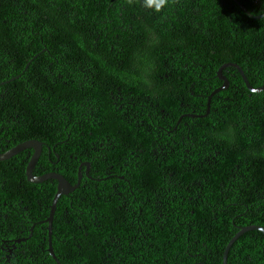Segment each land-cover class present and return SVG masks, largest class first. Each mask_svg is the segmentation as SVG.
Listing matches in <instances>:
<instances>
[{"label": "trees", "instance_id": "trees-1", "mask_svg": "<svg viewBox=\"0 0 264 264\" xmlns=\"http://www.w3.org/2000/svg\"><path fill=\"white\" fill-rule=\"evenodd\" d=\"M238 1L264 13V0ZM150 32L160 43L146 90L132 65ZM226 62L252 87L264 83V15L233 0H167L156 11L143 0H0V148L55 146L72 184L71 154L83 150L93 178L110 166L137 185L118 191L82 175L60 195L51 223L60 264H221L238 227H264V90L228 65L229 84L206 112ZM226 127L235 142L213 135ZM25 153L0 160V246L28 236L8 258L0 249V264H56L44 221L56 181H29ZM226 264H264V235L242 233Z\"/></svg>", "mask_w": 264, "mask_h": 264}, {"label": "water", "instance_id": "water-1", "mask_svg": "<svg viewBox=\"0 0 264 264\" xmlns=\"http://www.w3.org/2000/svg\"><path fill=\"white\" fill-rule=\"evenodd\" d=\"M237 5H239L241 7V9L243 11H245V13L253 18H259L262 17L264 15V13L259 14V15H253L251 14L244 5H242L238 0H233ZM228 65H232L234 66L240 76L242 77L246 87L251 90V91H261L264 90V83L260 86L257 87H252L248 81L246 76L244 75L242 69L239 67L238 64L236 63H232V62H226L221 64L218 69H217V77L221 80V84L216 87L215 89H213L210 94L207 96V102H206V112H208L209 110V101H210V97L217 91L224 89L227 87L228 84V79L222 74V69ZM12 79V78H11ZM206 112L204 114H206ZM40 148H41V142L36 140V139H29L23 142H20L19 144L3 151L0 152V160H5L9 157H11L12 155L18 153L19 151L22 150H26V149H34L33 153L30 154V158L29 161L27 162V165L25 167V173L27 176V179L29 181L32 182H40L43 181L45 179L48 178H52L56 181V191L53 195L51 204H50V211L48 213V215L46 216V218L44 219L45 222H47V226H46V230H47V251L50 254V256L55 260L56 264H60V262L58 261L57 257L54 254V251L52 249V245H51V223H52V216L55 210V206L57 203L58 198L60 197L61 194H67L68 192L72 191L73 189H75L80 181V176L81 173L80 171L78 172V177L77 180L74 184H71L70 182H68L64 176L58 172H48V173H44L42 175H34L33 173H31V169L34 166L36 160L39 157V153H40ZM262 148L264 150V142L262 144ZM249 230H258L260 231L263 235H264V227L260 226V225H256V224H249V225H245V226H240L238 227V230L233 234V236H231V238H229V240L226 242L224 249H223V253H222V258H221V264H226V259H227V253L228 250L230 248V246L232 245V243L244 232L249 231ZM30 231H32V226L30 227ZM31 235V232L29 234V236ZM26 238H21V239H17L16 241H21V240H25Z\"/></svg>", "mask_w": 264, "mask_h": 264}, {"label": "flooded vegetation", "instance_id": "flooded-vegetation-1", "mask_svg": "<svg viewBox=\"0 0 264 264\" xmlns=\"http://www.w3.org/2000/svg\"><path fill=\"white\" fill-rule=\"evenodd\" d=\"M229 66H232V65H229ZM77 75L80 76L78 73H77ZM228 84H229V81H228ZM228 84H227V86H228ZM175 137H176V134H175L174 128H172V129L169 130V138H170L171 143L172 142H175ZM1 140H2V138L0 137V141ZM26 140H29V139H26ZM26 140H24V141H26ZM6 141L8 142L9 140H6ZM19 143L20 142H18L17 144H19ZM17 144H15V145H17ZM43 144L44 143L41 142V148H40L39 157L36 160L34 166L32 167L31 173H33L34 175H42V174L48 173V172H58V173H60L59 170H58V167H56V164L59 162L60 155L56 151L55 146H52V147L46 146V150L47 151H44L43 150ZM97 146L98 145H96V144H92V148L93 149H96ZM5 147H6V144H4L2 148H0L1 149L0 152L5 151V150H2ZM33 150L34 149H26L25 157L27 158V162L29 161L30 154L33 153ZM71 155H72V157L71 156L70 157L73 158L74 160H80L79 163H78V165H77L76 180H77V177H78V172L80 171V173H81L80 180H83L82 179L83 176H86V177H88L90 179H100V180H104V183L105 184L108 183L110 187H112L113 189L118 190V191L119 190H124L125 192L130 191V192L133 193V191H131V187L133 185L137 186L135 182H132V178L129 175L117 174L116 177H115L114 175L109 174V168H110V166L109 167H105L104 166L102 172H100V174H102V175L100 177H98V178H93L91 176V171H92L91 163H90V161H87L88 160L87 157H90L92 154H89L88 152H83V150H81V151H78L75 154H71ZM44 157H46L49 160L50 164H46V165L43 164V162L41 161V158H44ZM52 157H54V159H52ZM94 157H96V155ZM40 161H41V163L39 164ZM26 165H27V163H26ZM26 165H25V167H26ZM126 174H129V173L126 172ZM134 203L135 202H132L131 201L128 205L132 206V205H134ZM3 204H5V203H3ZM41 222H43V221H41ZM29 232H31L30 231V228H29ZM27 237L28 236L18 237L14 241H12L11 239H5V240H3L4 241V244L0 246V249H2L3 251H5V253H7V258H8L9 257L8 256L9 255L8 253H11L13 251V249L16 247L14 242L17 239L27 238ZM17 242H20V241H17Z\"/></svg>", "mask_w": 264, "mask_h": 264}, {"label": "clouds", "instance_id": "clouds-1", "mask_svg": "<svg viewBox=\"0 0 264 264\" xmlns=\"http://www.w3.org/2000/svg\"><path fill=\"white\" fill-rule=\"evenodd\" d=\"M145 7H149L154 11L166 6L167 0H143ZM160 43V37L155 32H150L144 44L133 52L134 63L132 68L136 74L137 83L140 87L151 90L154 87L153 74L156 67V61L151 56L150 50ZM214 136L235 142L236 131L232 127H226L218 133H213Z\"/></svg>", "mask_w": 264, "mask_h": 264}]
</instances>
